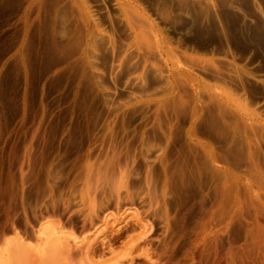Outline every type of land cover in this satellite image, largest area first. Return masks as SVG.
<instances>
[{"label": "rangeland", "instance_id": "1", "mask_svg": "<svg viewBox=\"0 0 264 264\" xmlns=\"http://www.w3.org/2000/svg\"><path fill=\"white\" fill-rule=\"evenodd\" d=\"M0 264H264V0H0Z\"/></svg>", "mask_w": 264, "mask_h": 264}]
</instances>
